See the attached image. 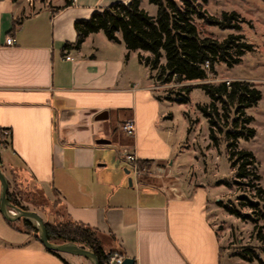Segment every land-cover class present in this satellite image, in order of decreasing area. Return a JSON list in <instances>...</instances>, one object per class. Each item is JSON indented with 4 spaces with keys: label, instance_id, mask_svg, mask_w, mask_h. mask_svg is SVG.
Wrapping results in <instances>:
<instances>
[{
    "label": "crops",
    "instance_id": "crops-1",
    "mask_svg": "<svg viewBox=\"0 0 264 264\" xmlns=\"http://www.w3.org/2000/svg\"><path fill=\"white\" fill-rule=\"evenodd\" d=\"M129 1L73 0L64 7L60 0L30 12L20 0H0V129L10 131L0 150L2 172L20 168L46 197L55 194L73 221L95 229L105 251L134 264H221L210 187L179 174L182 141L169 127L172 114L155 92L162 86L154 73L137 51L102 32L74 47L76 21ZM8 37L14 46H6ZM103 113L107 118L97 120ZM130 119L134 132L126 134L120 125ZM113 150L124 168L111 160ZM128 154L178 179L180 192L166 190L163 176L135 180ZM0 264L91 263L52 254L30 233L7 231L0 235Z\"/></svg>",
    "mask_w": 264,
    "mask_h": 264
},
{
    "label": "trees",
    "instance_id": "trees-1",
    "mask_svg": "<svg viewBox=\"0 0 264 264\" xmlns=\"http://www.w3.org/2000/svg\"><path fill=\"white\" fill-rule=\"evenodd\" d=\"M65 6H70L73 0H65ZM208 0H148L157 7L154 16L149 15L141 8V0H130L128 3L115 2L101 10L94 11L87 20L74 23L77 33L75 48L80 47L84 39L90 34L102 32L113 43L123 42L128 52L137 51L138 61L147 67L153 74L154 81L163 86L169 84L181 85L187 82H202L196 87L201 89L211 100L208 105H197V109L207 118L209 123V138L216 144L217 132L222 133L227 128L226 138L229 140L227 149L230 163L236 168L231 183L238 185L237 179L251 177L255 182L260 181V176L249 168L256 164L254 155L249 151L237 150L239 139L249 141L255 136L254 128L249 125L253 121L246 115V110L255 107L262 98L261 92L255 85L246 80L220 82L217 84L205 82L210 74H215V66L224 63L232 67L241 61L247 52H253L254 46L248 44L242 34H229L222 41L199 34L194 20L199 19L216 26L221 30L239 32L246 21L236 12H223L220 18L207 15L201 8ZM264 1V0H262ZM18 25V24H17ZM120 35L121 39H119ZM147 53L148 56L141 54ZM162 59L165 63H161ZM191 86H181L184 97L177 99L179 103H186ZM168 100H172L169 99ZM2 135L0 134V140ZM6 140L1 146L5 147ZM150 163L139 162L140 168H149ZM1 169V166H0ZM13 172V188L7 192L6 198L14 207L28 211L19 202L18 195L25 191V186L32 181L27 179L23 171ZM254 182V183H255ZM249 183L255 188V197L264 202V191L257 184ZM36 189L41 191L36 185ZM42 192V191H41ZM45 200L49 201L50 209L44 211V226L47 239L51 243H74L78 247L87 249L95 254L99 264H109L113 256L123 255L115 251H105L100 245L97 231L87 225L73 221L64 205L54 194V200H49L42 192ZM238 207L222 203L217 205L229 215L241 220H250L254 224L256 239L261 246L245 248L237 251L235 256L246 262L260 261L256 252L264 254V226H258V218L245 215L241 207L249 206L252 214L259 213L258 203L248 201L247 197L238 198ZM247 202V203H246ZM62 205L64 212L57 209ZM260 216L262 213L260 212ZM23 222L21 232H27L38 239L37 231L27 221ZM58 255L57 252L49 251ZM262 263V262H261ZM264 264V263H263Z\"/></svg>",
    "mask_w": 264,
    "mask_h": 264
},
{
    "label": "rangeland",
    "instance_id": "rangeland-1",
    "mask_svg": "<svg viewBox=\"0 0 264 264\" xmlns=\"http://www.w3.org/2000/svg\"><path fill=\"white\" fill-rule=\"evenodd\" d=\"M60 0H20V4L26 6L30 12L36 11L43 7H51ZM141 8L149 15L154 16L157 7L150 4L148 0H143ZM202 10L209 16L220 18L223 12H236L246 22L242 24L239 32L233 30H221L216 26H212L207 22L199 19L194 20V24L200 35L209 37L218 41H222L229 34H242L248 44L254 46L253 52H247L241 57L240 63L227 67L224 63H218L215 66V74H210L205 82L217 84L224 81L246 80L252 82L255 87L261 92L262 98L259 103L250 109L246 110V115L251 116L253 121L250 127L254 128L255 136L245 141L239 139L237 142V150L249 151L254 157L256 164L249 168L260 176V181L255 182L251 177L237 179L238 185L231 183L226 186V181L231 182L233 174L236 170L231 167L230 156L227 149L229 140L226 138L227 128H223V132H217L218 142L216 144L209 138V123L202 113L197 109V105L210 104V98L199 88L197 84L202 82H187L181 85L169 84L157 87L155 92L159 97L164 98L165 104L163 109L172 114L169 127L173 134L182 141L180 149L182 152L180 175L188 182L195 183V186L210 187L209 197L211 201L208 205L210 211V220L218 231L221 239L222 252L221 264H263L264 254L256 250L260 261L246 262L235 256L237 251L245 248H258L261 243L256 239L254 232V224L250 220H241L224 212L214 201L216 197L226 204H231L238 207L240 197H247L248 201L258 203L259 213L252 214V209L249 206L240 208V211L245 215H250L253 218H258L257 225L264 226V202L257 199L255 188L249 187V183L257 184L264 191V1L262 0H208L207 3L201 5ZM161 63H165L162 59ZM156 73V72H154ZM156 86H159L156 84ZM181 86H191L192 89L187 96L186 103H179L177 99L184 97L180 90ZM172 99V100H168ZM4 146H0V150ZM111 160H116L123 167L124 163L117 158L116 152H111ZM125 167V166H124ZM123 167V168H124ZM2 168V167H1ZM146 172H155L156 175L148 173L143 174L137 181L144 179L161 181L162 178L167 180L164 182V187L172 194L180 192V181L178 179L166 178L167 173L159 169H152L151 166L146 168ZM2 171V169H1ZM22 171L20 168H14L6 172L8 177V191L13 188V172ZM126 179L131 178L130 174H125ZM163 176V177H162ZM6 177V178H7ZM162 177V178H161ZM209 192V191H208ZM19 202L28 211L36 212L44 221L45 214L42 208L51 210L49 201L45 200L41 191L34 187L31 182L25 186V191L18 195ZM48 198V197H47ZM49 200H54V198ZM247 203V202H246ZM62 205L57 209L64 212ZM23 228V222L17 220L15 222L6 221L0 213V235L1 232H18ZM264 234V230H263ZM79 257L82 261L86 259Z\"/></svg>",
    "mask_w": 264,
    "mask_h": 264
},
{
    "label": "water",
    "instance_id": "water-1",
    "mask_svg": "<svg viewBox=\"0 0 264 264\" xmlns=\"http://www.w3.org/2000/svg\"><path fill=\"white\" fill-rule=\"evenodd\" d=\"M106 118H107L106 114L103 113L97 117V120H102ZM99 142L105 143V141H99ZM126 172L129 173L128 171ZM129 182L131 183V179L129 180ZM8 187H9L8 179L0 169V213L6 221L15 222L17 220L23 219L28 223H30L37 231L39 242L48 251L64 253L74 256H82L85 259H87L91 264H99V261L94 253H92L87 249L78 247L74 243L55 244L49 242L47 239L44 222L40 217V215H38L36 212L33 211L20 210L8 202L6 198ZM121 264H134V260L129 258H124Z\"/></svg>",
    "mask_w": 264,
    "mask_h": 264
},
{
    "label": "built area",
    "instance_id": "built-area-1",
    "mask_svg": "<svg viewBox=\"0 0 264 264\" xmlns=\"http://www.w3.org/2000/svg\"><path fill=\"white\" fill-rule=\"evenodd\" d=\"M6 46H14V39L11 37L6 38ZM67 60H70V57H66ZM227 84L229 81H226ZM120 130L123 131L126 134H132L134 132V121L132 119L127 120L123 122L120 125ZM0 134L2 135V139L0 140V146L10 136V131L8 130H1L0 129ZM124 160L126 163L130 165V171L133 175V178L137 180L139 177H141L143 174L148 173L150 175H156V173L153 171L146 172L145 168H140L139 167V160L134 156V154H128L125 155ZM123 258L120 256H113L109 260V264H121Z\"/></svg>",
    "mask_w": 264,
    "mask_h": 264
}]
</instances>
